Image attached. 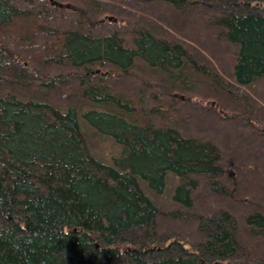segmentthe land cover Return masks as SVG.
Listing matches in <instances>:
<instances>
[{
  "label": "trees",
  "instance_id": "trees-1",
  "mask_svg": "<svg viewBox=\"0 0 264 264\" xmlns=\"http://www.w3.org/2000/svg\"><path fill=\"white\" fill-rule=\"evenodd\" d=\"M0 264H264V0H0Z\"/></svg>",
  "mask_w": 264,
  "mask_h": 264
},
{
  "label": "rangeland",
  "instance_id": "rangeland-1",
  "mask_svg": "<svg viewBox=\"0 0 264 264\" xmlns=\"http://www.w3.org/2000/svg\"><path fill=\"white\" fill-rule=\"evenodd\" d=\"M174 21V20H173ZM190 21V20H189ZM175 24H178L177 21H174ZM174 33V32H172ZM175 96H178V94H175ZM203 126V124H202ZM199 125V127H202ZM209 129V124H204L203 129ZM240 136V135H239ZM95 148L97 149L98 154H102L106 157H113L114 154H117L119 151V148L117 144L110 138L103 137L100 140L97 141ZM236 148H231L230 152L234 151ZM260 151V149H259Z\"/></svg>",
  "mask_w": 264,
  "mask_h": 264
}]
</instances>
